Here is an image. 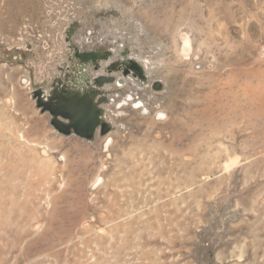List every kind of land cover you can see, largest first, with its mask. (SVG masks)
I'll use <instances>...</instances> for the list:
<instances>
[{
	"label": "rangeland",
	"instance_id": "374dc122",
	"mask_svg": "<svg viewBox=\"0 0 264 264\" xmlns=\"http://www.w3.org/2000/svg\"><path fill=\"white\" fill-rule=\"evenodd\" d=\"M6 1L0 264H264V0ZM91 49L149 84L87 141L31 91Z\"/></svg>",
	"mask_w": 264,
	"mask_h": 264
},
{
	"label": "flooded vegetation",
	"instance_id": "af4514ba",
	"mask_svg": "<svg viewBox=\"0 0 264 264\" xmlns=\"http://www.w3.org/2000/svg\"><path fill=\"white\" fill-rule=\"evenodd\" d=\"M109 58V53L100 50H74L67 62L58 64L54 69V75L49 85L39 86L31 91L38 90L36 102L40 99L43 103L51 105L54 110L80 108L89 114L83 125L73 126L72 120L59 116L63 123L68 125L70 135L89 133L93 138L96 135L103 136L102 131L114 128L109 112L117 114L109 107L121 108L120 104H128L133 98L138 101V94L134 93L135 80L148 85L147 75L138 61L133 58H120L110 60L105 66L102 62ZM154 80L151 82L153 87ZM68 104V106L62 104ZM69 107V108H68ZM45 112V111H44ZM51 119V117H50ZM49 119V121H50ZM106 132V133H107Z\"/></svg>",
	"mask_w": 264,
	"mask_h": 264
},
{
	"label": "water",
	"instance_id": "95a60500",
	"mask_svg": "<svg viewBox=\"0 0 264 264\" xmlns=\"http://www.w3.org/2000/svg\"><path fill=\"white\" fill-rule=\"evenodd\" d=\"M161 87V82L159 80L155 81L154 82V85H153V88L155 89H160ZM38 94V90L36 91H33L32 92V97L33 98H36V95ZM62 105H65V106H68V104H62ZM36 106L38 108L41 109L42 112L44 111H47L51 117L50 119V124L59 132V133H62L64 135H70V131L67 129L68 128V125H66L65 123L62 122V120L59 118V116L63 117V118H67V119H70L72 120V125L73 126H81L83 125L84 121L89 118V114H87L86 111L80 109V108H77V109H66L64 108L63 110H54L51 105H47L45 103H43L40 99H37L36 100ZM69 108V107H68ZM94 124H92L90 126V130H89V133L87 134H78L79 137H83L85 139H89L91 140L93 138V135L92 133H90L92 127H93ZM109 130V128H105L103 131H102V134L106 133L107 131Z\"/></svg>",
	"mask_w": 264,
	"mask_h": 264
},
{
	"label": "bare ground",
	"instance_id": "6f19581e",
	"mask_svg": "<svg viewBox=\"0 0 264 264\" xmlns=\"http://www.w3.org/2000/svg\"><path fill=\"white\" fill-rule=\"evenodd\" d=\"M6 2H7L8 7H11V2L13 3V5L17 6V8L18 7H21V5H19V3L17 2V0H9V1H6ZM185 43L189 44V41L186 40Z\"/></svg>",
	"mask_w": 264,
	"mask_h": 264
}]
</instances>
